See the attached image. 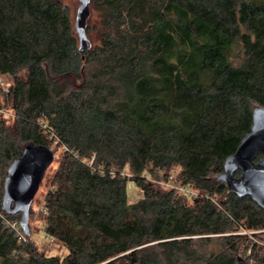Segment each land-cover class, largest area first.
<instances>
[{
	"label": "trees",
	"instance_id": "1",
	"mask_svg": "<svg viewBox=\"0 0 264 264\" xmlns=\"http://www.w3.org/2000/svg\"><path fill=\"white\" fill-rule=\"evenodd\" d=\"M91 6L98 40L80 50L61 0H0V264H234L256 245L240 230L264 233V209L218 177L264 106V0ZM54 138L41 231L65 257L20 241L6 223L20 213L2 205L24 144ZM170 175L199 195L163 186Z\"/></svg>",
	"mask_w": 264,
	"mask_h": 264
},
{
	"label": "water",
	"instance_id": "2",
	"mask_svg": "<svg viewBox=\"0 0 264 264\" xmlns=\"http://www.w3.org/2000/svg\"><path fill=\"white\" fill-rule=\"evenodd\" d=\"M91 0H79L74 27L79 38V48L91 47L87 36V21L91 14ZM250 131L242 138L237 150L224 162V170L218 176L228 189L239 197L249 196L264 209V106L253 110ZM262 155V157H259ZM55 153L47 145L26 142L22 154L9 165L4 179L2 205L5 209L20 213V226L26 235L31 234L30 209L44 175L54 162ZM239 171V175L235 173ZM234 264H247L237 257Z\"/></svg>",
	"mask_w": 264,
	"mask_h": 264
},
{
	"label": "rangeland",
	"instance_id": "3",
	"mask_svg": "<svg viewBox=\"0 0 264 264\" xmlns=\"http://www.w3.org/2000/svg\"><path fill=\"white\" fill-rule=\"evenodd\" d=\"M258 2H261L263 0H257ZM63 3L64 7H67L68 10L70 11L73 21H75V16H76V11L79 6V0H61ZM91 8V14L90 17L88 18L87 24L89 26H92L93 23L95 22V18L93 16V8L90 4ZM87 36L89 39H92L94 41L98 40V33L95 32L93 29H88L87 30ZM237 51V49L235 50ZM239 58H234V62H238ZM3 82V85H0V90L3 92L7 91L10 83L12 82V77L10 75H3L0 78ZM3 100V97H1ZM6 108H3L2 110L6 113ZM7 115H12V113L9 111ZM50 138V137H49ZM48 146L51 147L55 153V159L54 162L50 165L48 170L46 171L44 175V179L40 185V188L37 192V194L34 197L31 209H30V215H29V225L31 228V233H32V238L36 239L39 245V248L43 249L47 255H56L59 257H65L68 253V249L59 241L56 240H49L43 231V216H45L46 213H43L40 208L42 206V203L44 202V199L46 198L48 188L51 184V178L54 173V169L57 167L59 160L62 157L63 154V146L58 144V139H50V142H48ZM174 174L178 171L177 168H174ZM176 170V172H175ZM126 191H127V197L130 202H136L142 197V191L140 188L137 186V184L133 180H129L127 182L126 186ZM260 233V231H250L246 229H241L239 233L241 234H246L248 235L251 239H253L254 242H256V245H253L251 243L250 247L245 250L242 248L239 250V255H241L243 258H245L247 264H257V256L256 252L257 249L260 248V246H264V233H260L261 239L256 238L253 233Z\"/></svg>",
	"mask_w": 264,
	"mask_h": 264
},
{
	"label": "built area",
	"instance_id": "4",
	"mask_svg": "<svg viewBox=\"0 0 264 264\" xmlns=\"http://www.w3.org/2000/svg\"><path fill=\"white\" fill-rule=\"evenodd\" d=\"M0 85H3V82L1 79H0ZM161 184L166 187H172L189 198L197 197L199 195V192L193 187L188 186V185H182L174 181L173 175H170L167 180L161 181ZM40 210L43 213H47L46 209L43 207V203H42ZM6 223L16 232L18 239L20 241L27 240V235L24 233L23 229L21 228L19 221L7 220ZM46 237L51 241L55 240V236L53 234H48Z\"/></svg>",
	"mask_w": 264,
	"mask_h": 264
}]
</instances>
